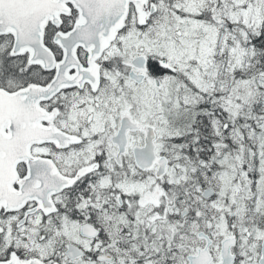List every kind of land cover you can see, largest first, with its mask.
<instances>
[{
  "label": "flooded vegetation",
  "instance_id": "flooded-vegetation-1",
  "mask_svg": "<svg viewBox=\"0 0 264 264\" xmlns=\"http://www.w3.org/2000/svg\"><path fill=\"white\" fill-rule=\"evenodd\" d=\"M146 9L143 24L129 1L103 50L82 43L108 24L80 22L73 0L58 31L48 22L44 45L65 61V86L39 104L53 139L4 176L24 196L0 199V264H264V0ZM4 42L1 65L34 73L0 89L53 81L55 69L28 49L12 56L11 34Z\"/></svg>",
  "mask_w": 264,
  "mask_h": 264
},
{
  "label": "water",
  "instance_id": "water-1",
  "mask_svg": "<svg viewBox=\"0 0 264 264\" xmlns=\"http://www.w3.org/2000/svg\"><path fill=\"white\" fill-rule=\"evenodd\" d=\"M35 8L29 12L31 16L26 19L27 13L18 16L14 6H2L0 10V34L11 32L16 37L14 54L28 49L36 61L33 63L42 64L46 69L55 67L54 57L46 50L42 42L43 27L47 19L52 18L54 24L59 25V15L64 11L65 0H37ZM26 12V11H24ZM141 12V11H140ZM97 17L92 22H111L113 26L108 29L110 38L121 28L126 6L118 9L111 0H102L95 9ZM87 20L90 21L89 18ZM114 23V24H113ZM101 29V28H99ZM98 30V29H90ZM37 36L38 42L35 43ZM31 37L36 48L25 45L27 38ZM108 37V36H107ZM109 38V37H108ZM56 43L65 48V36L57 35ZM64 64L57 66V75L48 88H38L31 86L15 94H8L0 91V193L1 180L4 174L8 173V166L16 158L18 152L23 148L28 152L30 145L39 141L40 137L47 136L38 128V106L40 101L49 100L57 94L64 86L63 81ZM8 127L9 134L5 133Z\"/></svg>",
  "mask_w": 264,
  "mask_h": 264
},
{
  "label": "rangeland",
  "instance_id": "rangeland-1",
  "mask_svg": "<svg viewBox=\"0 0 264 264\" xmlns=\"http://www.w3.org/2000/svg\"><path fill=\"white\" fill-rule=\"evenodd\" d=\"M191 10H193V6L190 7ZM249 13L246 12L245 16H244V20L246 22H248L249 24H251L253 22V18L249 19L247 17ZM162 20H169L168 18H164ZM2 45V44H0ZM10 47L9 43H5L4 45L0 46V56L4 55V53H6L7 49ZM190 56L187 57V60H189ZM11 59V58H10ZM2 61L0 59V85L3 86H7L9 89H15L18 84H21V82H24V80L27 79V77H29L32 73H34V71L30 72L29 69H31V66L26 67L25 69H20L17 66H14V64L11 62L8 64H4V66L1 65ZM1 67H4L5 72L3 70H1ZM9 68V69H8ZM18 79H21L22 81H18ZM178 174L176 172H172L171 173V178H170V182L171 183H175L180 181L181 179L177 177ZM182 179H186V175L184 174L182 177ZM173 195H175V192H167V198L165 201H161L160 204L162 205H167L169 204L170 200L169 198L172 197Z\"/></svg>",
  "mask_w": 264,
  "mask_h": 264
},
{
  "label": "bare ground",
  "instance_id": "bare-ground-1",
  "mask_svg": "<svg viewBox=\"0 0 264 264\" xmlns=\"http://www.w3.org/2000/svg\"><path fill=\"white\" fill-rule=\"evenodd\" d=\"M89 16H90V18H89V19H90V22H92V20L94 19V17H96V16H93V15H90V14H89ZM113 24H114V23H113ZM111 26H113V25H111ZM104 28H105L106 31H108V29H110V28H112V27H109V28H108V27H104ZM102 38H103V37H102ZM5 43H6V42H4V43H2V44L4 45ZM90 43H91V41L88 42V44H90ZM24 153H25V152H24V149L22 148V149L18 152V155H19L20 157H22V156L24 155Z\"/></svg>",
  "mask_w": 264,
  "mask_h": 264
},
{
  "label": "trees",
  "instance_id": "trees-1",
  "mask_svg": "<svg viewBox=\"0 0 264 264\" xmlns=\"http://www.w3.org/2000/svg\"><path fill=\"white\" fill-rule=\"evenodd\" d=\"M9 69V68H8Z\"/></svg>",
  "mask_w": 264,
  "mask_h": 264
}]
</instances>
